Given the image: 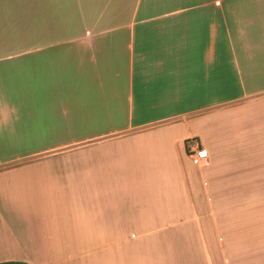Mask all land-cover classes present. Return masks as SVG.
<instances>
[{"label": "crops", "instance_id": "0c3cea01", "mask_svg": "<svg viewBox=\"0 0 264 264\" xmlns=\"http://www.w3.org/2000/svg\"><path fill=\"white\" fill-rule=\"evenodd\" d=\"M261 184L264 0H0V262L264 264Z\"/></svg>", "mask_w": 264, "mask_h": 264}, {"label": "rangeland", "instance_id": "374dc122", "mask_svg": "<svg viewBox=\"0 0 264 264\" xmlns=\"http://www.w3.org/2000/svg\"><path fill=\"white\" fill-rule=\"evenodd\" d=\"M256 106V105H253ZM238 118V117H237ZM234 125V124H233ZM239 126V125H238ZM134 146H139L138 144H133ZM18 146V145H17ZM18 148H21L18 147ZM74 160L76 162L86 160L87 155L86 153H82L79 156H74L72 157L71 155L68 157H65L64 159H59V160ZM115 162H120L121 160L117 157L114 159ZM102 162V161H101ZM87 165V163H86ZM75 171H84L85 174H82L79 176L78 173ZM87 168L85 167L84 169H74L70 168L68 171H64L60 177H58V180L55 181H48L44 185V193H47V200H46V207L49 209L51 208H56L59 206V204H63L62 208L65 209H72V210H79V209H87V200L86 196L88 193V187H87ZM260 186H264V184H261ZM109 186H106V190L108 191ZM65 194L66 196H62V200H54V198L50 195L51 194ZM62 201V202H60ZM264 206V203H263ZM86 229V224H80L79 225V230L80 233H82Z\"/></svg>", "mask_w": 264, "mask_h": 264}, {"label": "built area", "instance_id": "2783aa9c", "mask_svg": "<svg viewBox=\"0 0 264 264\" xmlns=\"http://www.w3.org/2000/svg\"><path fill=\"white\" fill-rule=\"evenodd\" d=\"M187 153L190 159L195 164H200L205 161L207 152L202 148L195 138H189L186 141Z\"/></svg>", "mask_w": 264, "mask_h": 264}, {"label": "trees", "instance_id": "16d2710c", "mask_svg": "<svg viewBox=\"0 0 264 264\" xmlns=\"http://www.w3.org/2000/svg\"><path fill=\"white\" fill-rule=\"evenodd\" d=\"M0 264H25V263L14 262V261H5V262H0Z\"/></svg>", "mask_w": 264, "mask_h": 264}]
</instances>
